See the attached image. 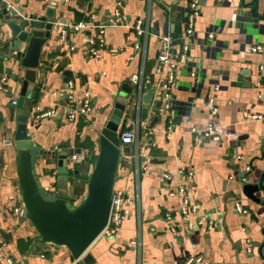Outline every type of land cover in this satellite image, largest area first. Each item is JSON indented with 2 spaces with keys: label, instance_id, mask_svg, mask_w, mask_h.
Returning a JSON list of instances; mask_svg holds the SVG:
<instances>
[{
  "label": "crops",
  "instance_id": "crops-1",
  "mask_svg": "<svg viewBox=\"0 0 264 264\" xmlns=\"http://www.w3.org/2000/svg\"><path fill=\"white\" fill-rule=\"evenodd\" d=\"M189 1L6 0L19 18L42 15L47 7L54 8L57 17L52 37L59 40L50 39L43 48L39 97L32 103V113L37 105L54 108L56 113L42 119L30 114L27 130L39 149L52 151L64 144L77 149V156L83 155L79 173H68L69 204L86 184L97 154L94 143L86 149V137H94L103 125L122 85L136 91L141 76L158 81L159 36L169 33L175 39L174 49H180ZM199 7L187 63L175 72L171 108L155 118L158 108L150 107L144 120L138 117V141L146 149L137 160L133 145L121 147L114 190L130 198L122 201L129 213L116 225L113 236L101 234L88 247L91 264H183L197 255L209 264H264L257 254L264 240V203L255 204L241 192L243 183L258 181L264 171V158L260 159L264 153V48L249 51L253 45L264 46V0H205ZM116 9H120L118 16ZM136 19L149 29L140 39L141 51L133 46L137 37L131 26ZM82 20L88 26L72 32L70 26ZM98 25H104V45L98 57H90L83 46L88 38L98 37L94 27ZM0 28V75L8 76L7 68L16 72L15 50L4 45ZM63 31L68 34L64 39ZM259 67L262 79L258 82ZM64 70L71 71V91L78 98L86 92L92 103L91 115L74 122L65 116L66 105L60 113L67 91L60 79ZM7 87V93L0 91V231L5 241L0 246V264H6L8 253L17 264H79L70 259L66 248L41 244L31 224L20 221L15 149L1 144L3 139L13 141L16 126L11 101L17 99L18 87L9 78ZM209 97L215 115L209 112ZM130 112L124 128L133 125L135 109ZM246 112L258 116L245 117ZM209 124L214 137L202 135ZM193 128L198 132H192ZM55 162L40 159L35 164L44 191L58 189ZM188 167L193 169L191 179L179 172ZM179 188L196 206L187 219L180 213ZM235 204L245 212H237Z\"/></svg>",
  "mask_w": 264,
  "mask_h": 264
},
{
  "label": "water",
  "instance_id": "water-1",
  "mask_svg": "<svg viewBox=\"0 0 264 264\" xmlns=\"http://www.w3.org/2000/svg\"><path fill=\"white\" fill-rule=\"evenodd\" d=\"M204 1L197 0L200 5L204 4ZM56 18L52 7H47L42 15H34L28 19L19 18L11 8H8L6 0H0V25L2 34L5 35L4 45L15 50L16 72L12 73V69L7 68L6 73L10 81L18 87L16 104L12 107L16 109L13 147L20 198L19 216L21 222L27 220L31 224L42 244L64 247L69 252L71 260L78 261L79 264H91L92 258L86 251L102 234L108 223L121 157L120 136L125 121L132 116L130 111L135 109L136 114L138 108H140L139 117L144 120L150 107H160V101L153 97V87L142 89L139 98L138 88L135 92L132 90L133 86L130 87L128 84L122 85L120 91L115 93V101L111 103V109L103 125L95 130L94 137L90 135L86 137V149L89 150L94 143L98 150L86 180L84 196L73 206L70 205L67 198L59 195L58 192L71 179L68 176L69 171L78 174L83 168V155L77 156V149L67 148L64 144L52 151L39 149L35 147L27 130L32 94L36 90L39 91L40 71L43 69V48L49 45L48 40L52 39L55 42L59 40L58 36L52 37ZM83 48L85 51V44ZM48 55L51 56L50 53ZM61 74L60 79L68 89L67 82L70 80L71 71L64 70ZM132 81L136 82L135 77ZM63 100L60 113H63V107L67 103V93ZM154 114L157 118L165 112L157 110ZM263 158L264 153H261L260 159ZM40 159L56 161L59 179L63 181L57 185L58 189L50 191L42 189L35 171V164ZM250 170L241 178L247 177ZM241 192L255 204L264 203V171L258 181L243 183ZM261 232L264 236V228ZM257 254L264 261V240L258 245Z\"/></svg>",
  "mask_w": 264,
  "mask_h": 264
},
{
  "label": "built area",
  "instance_id": "built-area-1",
  "mask_svg": "<svg viewBox=\"0 0 264 264\" xmlns=\"http://www.w3.org/2000/svg\"><path fill=\"white\" fill-rule=\"evenodd\" d=\"M200 13V7L197 0H190L188 2L187 11H186V19H185V27L184 34L180 37L179 41L181 43L180 49L175 50L173 47V39L169 33H164L160 35V48L156 56L155 60V73L159 75V79L157 82H152L148 77L143 78L140 77V81L138 83V98L140 97L141 91L144 88L153 87L154 88V98L160 101V107L158 108L159 112H167L172 106V97H171V88L175 85V72L179 65H186L187 63V54L193 44V36H194V21L195 18ZM120 14V9H116L115 15L118 16ZM92 18V16H90ZM88 24L86 21L82 20L70 26L72 32L78 31L80 28L87 27ZM98 28V37L88 38L85 44V51L88 53L90 57H98L99 56V47L104 45V39L102 38L104 25L94 26ZM133 28L137 41L134 43V49L141 51V41L140 39L147 36L149 31L148 26L141 19H136L131 26ZM67 32L63 31L62 38H66ZM208 38H213L212 33L207 34ZM72 48V47H71ZM264 48L261 44L253 45L249 48L250 52H256L262 50ZM15 53V52H14ZM262 67H259L258 72V82L262 79ZM8 76L5 74L0 75V91L7 93ZM72 82L69 80L67 82V103L65 107L66 118L69 122L76 121L79 117H87L91 115L92 112V103L90 96L85 92V94L78 98L72 91ZM136 88V90H137ZM218 86L213 87L214 90H218ZM136 92V91H135ZM12 105L16 104V100L11 101ZM207 106L209 107V112L211 115L216 114V109L214 105V101L212 97L207 99ZM54 108L42 109L38 105L33 108V115L36 119H42L45 117H53L55 116ZM258 115H252L251 113L246 112L245 117H257ZM139 115L138 111L136 113V117L132 120L133 125L127 126L124 128L123 132L120 136L121 145H133L134 146V158L137 160L139 156L143 155L145 152V146L140 145L138 141V131H139ZM170 129V127H168ZM212 125L209 124L207 129L202 132V135L212 136L211 134ZM192 132H198L196 129H192ZM211 134V135H210ZM3 146H11L13 145V141L8 139H3L1 141ZM248 169V167H246ZM187 179H191L194 175L192 167H188L179 171ZM165 178H168V175H164ZM178 193L181 197V205H180V213L183 219H187L191 213L195 212L196 206L192 203L191 197L184 191L183 188H179ZM123 199L128 202L130 198L123 197L121 191L113 192L112 200H111V209L109 214V219L106 227L104 228L102 234L107 236H113L115 234L116 225L120 220L125 218V216L129 213V210L122 205ZM234 209L237 212H245L244 209L238 204H235ZM168 218H170L168 216ZM213 225V221L209 220L207 227L211 228ZM172 232H176L175 228H171ZM5 241L4 237L0 231V246H4ZM6 264H17L15 258L10 254H5ZM209 264V262L204 261L203 257L200 255L188 257L183 261V264Z\"/></svg>",
  "mask_w": 264,
  "mask_h": 264
},
{
  "label": "rangeland",
  "instance_id": "rangeland-1",
  "mask_svg": "<svg viewBox=\"0 0 264 264\" xmlns=\"http://www.w3.org/2000/svg\"><path fill=\"white\" fill-rule=\"evenodd\" d=\"M30 114H33L32 113V108L30 110ZM122 146L126 147V145H121V147ZM60 172H61V170H60ZM58 181L59 182H63V181H61V179H59ZM85 190H86V184L81 188V191L75 196V198H73L74 199V202L72 204H70V205L73 206L74 204H76L77 202H79L81 200V198L84 196ZM58 194L61 195V196L66 197V198H69L68 197V193H67V184L63 188L59 189Z\"/></svg>",
  "mask_w": 264,
  "mask_h": 264
},
{
  "label": "trees",
  "instance_id": "trees-1",
  "mask_svg": "<svg viewBox=\"0 0 264 264\" xmlns=\"http://www.w3.org/2000/svg\"><path fill=\"white\" fill-rule=\"evenodd\" d=\"M38 97H39V92H38V90H36V91H34L33 94H32L31 103L36 102L37 99H38Z\"/></svg>",
  "mask_w": 264,
  "mask_h": 264
},
{
  "label": "bare ground",
  "instance_id": "bare-ground-1",
  "mask_svg": "<svg viewBox=\"0 0 264 264\" xmlns=\"http://www.w3.org/2000/svg\"><path fill=\"white\" fill-rule=\"evenodd\" d=\"M86 159V158H85Z\"/></svg>",
  "mask_w": 264,
  "mask_h": 264
}]
</instances>
